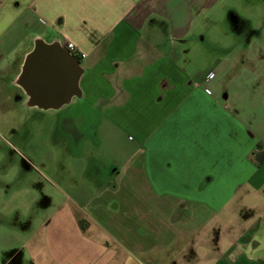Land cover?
I'll return each instance as SVG.
<instances>
[{
    "label": "crops",
    "instance_id": "obj_1",
    "mask_svg": "<svg viewBox=\"0 0 264 264\" xmlns=\"http://www.w3.org/2000/svg\"><path fill=\"white\" fill-rule=\"evenodd\" d=\"M196 1L205 5L210 0ZM148 13L146 0H0V93L20 109L46 116L81 100L117 124L134 128L139 140L135 149L121 164L107 165L109 177L101 187L136 191L128 198L148 205L149 215L164 225V237L181 239L171 259L162 262L159 250L153 253L154 264H264V237H258L264 221L261 136L203 87L210 72L192 76L176 49L174 56L165 54L167 44L144 33ZM167 15L173 16L170 28L185 37L183 16L179 22L173 13ZM67 41L86 54L81 59L75 55L83 73L73 88L63 84L74 70L50 47L57 42L69 51ZM37 42L42 48L28 61ZM36 90L44 95L40 101ZM64 125L67 130L74 126L68 117ZM240 190L242 197L260 191L263 201L255 205L244 198L229 220L222 212ZM257 210L262 216L257 217ZM97 212L88 216L104 224ZM113 222L110 215L107 226L117 235ZM37 236L33 232L20 247L29 246L35 255ZM83 237L90 240L84 231L75 247L86 259L70 255L68 248L59 250L81 259L80 264H118L119 249L96 240L94 247H86ZM48 245L49 240H42L43 249Z\"/></svg>",
    "mask_w": 264,
    "mask_h": 264
},
{
    "label": "rangeland",
    "instance_id": "obj_2",
    "mask_svg": "<svg viewBox=\"0 0 264 264\" xmlns=\"http://www.w3.org/2000/svg\"><path fill=\"white\" fill-rule=\"evenodd\" d=\"M146 2L150 13L144 15L148 18L144 33L164 41L165 54L174 56L176 49L180 64L192 76L211 72L203 87L231 115L251 126L264 146V0H210L205 5L196 0L190 5L189 0ZM165 11L179 22L183 16L185 37L170 28L173 16ZM232 14L242 23L239 27L231 22ZM181 50L187 51L185 55ZM83 103L76 99L46 116L20 109L19 103L0 93V264H80L86 257L75 246L82 243L84 231L90 238L83 237L86 247L102 242L119 249L118 264H154L153 253L158 250L165 262L178 248L181 239L171 242L164 237L165 227L149 215L148 205L128 198L136 191L102 189L109 177L107 165L125 161L139 140L134 128L117 124ZM67 117L74 125L69 130L64 126ZM233 197L222 212L229 220L244 198L255 205L263 201L260 191L242 197L240 190ZM117 200V209L110 213ZM93 209L104 224L88 216ZM255 214L262 216V211ZM110 215L117 235L107 226ZM33 232L38 235L35 255L29 246L20 247L26 246ZM258 237H264V221ZM42 240H49L44 249ZM62 247L81 259L72 260L59 250ZM144 247L150 250L143 251Z\"/></svg>",
    "mask_w": 264,
    "mask_h": 264
},
{
    "label": "water",
    "instance_id": "obj_3",
    "mask_svg": "<svg viewBox=\"0 0 264 264\" xmlns=\"http://www.w3.org/2000/svg\"><path fill=\"white\" fill-rule=\"evenodd\" d=\"M51 48L57 50L58 54L62 56L63 58L70 63V66L72 67L71 69L74 70V72L71 75H68V79L65 80L64 84L66 87L73 88L76 83L79 81L81 74L83 73V68L80 66V59L77 58L74 54H72L70 51H62L59 48V44L57 42L53 43ZM42 48L41 42H37L36 47L32 53L28 56V61L30 58L34 57ZM60 49V50H58ZM35 96L37 97V100L40 101L42 100L44 96L39 90H36Z\"/></svg>",
    "mask_w": 264,
    "mask_h": 264
},
{
    "label": "built area",
    "instance_id": "obj_4",
    "mask_svg": "<svg viewBox=\"0 0 264 264\" xmlns=\"http://www.w3.org/2000/svg\"><path fill=\"white\" fill-rule=\"evenodd\" d=\"M64 46L74 55H78L81 57H85L86 54L84 52H82L80 49H78V47L71 41H67L64 43ZM211 76V72L208 73L207 77ZM207 92H210L209 90H207Z\"/></svg>",
    "mask_w": 264,
    "mask_h": 264
},
{
    "label": "flooded vegetation",
    "instance_id": "obj_5",
    "mask_svg": "<svg viewBox=\"0 0 264 264\" xmlns=\"http://www.w3.org/2000/svg\"><path fill=\"white\" fill-rule=\"evenodd\" d=\"M231 22L233 23V25H237L238 27L242 24L240 21H239V19H238V17L236 16V15H234V14H232V16H231ZM65 126V125H64ZM66 127V126H65ZM67 128V127H66Z\"/></svg>",
    "mask_w": 264,
    "mask_h": 264
},
{
    "label": "trees",
    "instance_id": "obj_6",
    "mask_svg": "<svg viewBox=\"0 0 264 264\" xmlns=\"http://www.w3.org/2000/svg\"><path fill=\"white\" fill-rule=\"evenodd\" d=\"M77 57H79L80 59L82 58L81 56H78V55H76Z\"/></svg>",
    "mask_w": 264,
    "mask_h": 264
}]
</instances>
